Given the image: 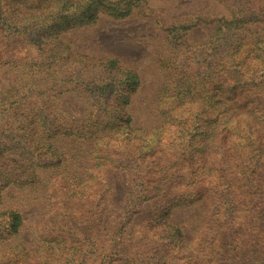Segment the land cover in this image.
Here are the masks:
<instances>
[{
    "label": "rangeland",
    "instance_id": "obj_1",
    "mask_svg": "<svg viewBox=\"0 0 264 264\" xmlns=\"http://www.w3.org/2000/svg\"><path fill=\"white\" fill-rule=\"evenodd\" d=\"M15 3L11 12L18 17L41 16L45 35L16 36L23 32L13 25L0 30V86H18V95L29 97L38 134L52 125L46 110L88 134L95 132V118L105 116L107 125L104 139L78 136L82 132L74 129L60 136V156L51 157L61 161L58 166L39 167L35 147L29 156H0L2 170L27 182L2 191L0 211L15 209L23 221L17 235L0 241V264H63L54 253L92 250V202L98 198L105 233L112 237L124 227V249L144 251L150 240L149 246L163 244L155 257L166 255L164 264H264V84L227 89L245 49L228 51L226 36L205 21L228 18L227 1L141 0L124 18L102 13L61 32L60 46L51 40L58 28L52 23L56 0ZM257 52L247 62H259ZM109 59L119 67L101 69ZM124 70L138 77L125 107L132 134L139 136L131 142L113 130L105 113L114 111L109 101ZM105 156L120 165L97 166ZM128 156L143 163L140 176L148 188L140 200L128 190L131 171L121 163ZM164 209L165 220L181 231L178 244L165 243L158 233L154 219ZM84 215L86 240L75 235ZM108 238L102 239L107 246ZM101 251L83 264L99 262Z\"/></svg>",
    "mask_w": 264,
    "mask_h": 264
},
{
    "label": "trees",
    "instance_id": "obj_2",
    "mask_svg": "<svg viewBox=\"0 0 264 264\" xmlns=\"http://www.w3.org/2000/svg\"><path fill=\"white\" fill-rule=\"evenodd\" d=\"M225 1L229 4V9H231L230 16L228 18L219 17L214 20L210 19L205 21H209L213 24L212 26L214 27L215 33L226 36L227 40L225 43L229 45L228 51L236 52L241 48L245 49L240 52V55L237 57L242 64H240L236 70H232V72L234 71L238 74V77L236 80H232V84L228 86L227 89H244L249 87L248 85L251 82L252 85H255L258 80V82L264 84V28H261V25L264 26V0ZM15 2L16 0H0V30L4 27L11 28L10 25H13L15 27L14 29H19L23 32V35H17L16 32L12 33L16 36L29 39L30 32L31 35L36 34L38 37H44L45 34L40 33L45 24L41 16L29 15L18 17L15 12H11V10H13L12 8L16 6ZM140 2L141 0H83L81 2L75 0H56L58 4V13L52 20V23L58 28L53 32L51 40L54 43L57 42L56 44L59 45L60 41H58V36L61 32L67 31L69 28L80 24L92 23L97 20L102 13L113 18H124L128 16L132 9L138 6ZM185 27L189 28L190 25ZM4 36L5 39H7L8 36L6 34H4ZM255 49L258 50L257 55L261 56L262 59L254 64L247 62V59L251 57V53L256 52ZM39 53L40 56L44 55L43 50H39ZM62 54L64 55V53ZM230 55L231 53L229 54L227 52L226 56L229 57ZM69 56L70 54L67 53L68 58ZM101 67V69L106 70L109 68L116 69L119 66H116L115 59H109L103 61ZM121 74L122 78L119 81L120 87L115 90L113 99L109 101L111 106H114V111H105V113L107 114L106 118H109L112 126H114L113 130L120 133L122 136L125 133L124 138L131 142L138 139L139 136L132 134L133 130L130 126L131 117L127 113L125 107L129 103L130 95L138 86V77L134 72L129 70H124ZM17 87L18 86H9L8 88H4L0 86V156L8 153L12 156H29V151L35 147L37 153L35 161H39V167H54L61 163L59 159L51 158L52 156H60L55 149L56 141L60 136L66 135L72 129L76 130V132H82L78 136L86 137V135H88L87 138L95 137V140L97 139V135H99L100 139L105 138V136H102L106 131H103L102 127L103 125H107L105 122L103 123L105 116L100 119H94L93 126L95 132L93 131L88 134L84 133L83 126H75L74 128L67 126L68 123L65 121L67 117H63L61 114L58 117V113L54 110H46L49 106L40 108L39 110L47 111V121L48 123L52 122V125H50L49 129L41 130L38 134L36 132L37 128L33 126L31 122L32 118L30 111H28L29 97L24 98L23 96H19ZM44 89L47 90L46 88ZM100 99L105 102L108 101L103 95H101ZM20 100H24V102H20ZM82 123L83 121L80 125H82ZM99 128L101 129L100 134H98ZM89 130L90 129H88L87 132ZM41 156L49 157L41 158ZM105 157L106 158L97 159V166L110 165L117 167V165H120L117 160L110 159L108 156ZM138 159H141V157L128 156L126 162H121L126 163V166L130 168L131 175L128 190L135 200H140L141 197H145V189L148 188L145 184L147 183L145 177L140 176L142 169L139 164L143 163H136ZM11 164L16 165L17 162ZM21 164L22 161L19 162V165ZM2 167L3 164L0 163V203L4 198L2 191L10 184L14 185L15 183H21V186H23L27 183L26 181H22L21 176H18L17 173L15 174L14 170H2ZM35 178L36 175H34L33 179ZM92 207V215L95 217L93 227L96 228L95 233L93 232L92 234L94 238L90 243V245H92V250L85 253L82 248H80V252H77L74 247L68 251L58 254L54 253L53 257L55 261L60 260L63 264H83L91 256L94 258L99 250H102V254H99L101 258L96 264H164L160 261H162L166 255L159 256V258L158 256L155 257L158 251L164 252L161 248L163 244L153 242V244L149 246L148 243L151 242L149 240L144 247V251L143 248L141 250L140 248L135 250L133 247L124 249V227L121 226L115 229L114 235L110 237L108 236L109 234L105 233L107 229L102 226L100 210L103 207V198H98L95 203L92 202ZM168 214L169 210L164 209V211H160L155 215L154 220L158 222L156 226L159 227L158 233L164 236L165 243L171 245L178 244L182 238V234L178 227L172 226L165 220ZM85 217V215L80 216L81 223L76 227L75 235H86L88 227L85 224ZM22 221L21 214L15 209L9 208L0 211V241L17 235ZM61 230L62 229H59L57 231L60 232ZM86 238V236H83L82 239L86 240ZM106 238H108V241L112 242L111 245L109 244V246H107V241L102 240ZM88 240L90 239L88 238ZM69 252L73 253L70 255Z\"/></svg>",
    "mask_w": 264,
    "mask_h": 264
}]
</instances>
